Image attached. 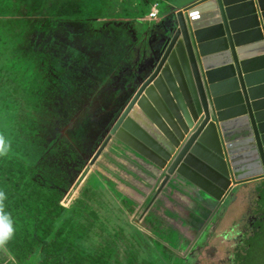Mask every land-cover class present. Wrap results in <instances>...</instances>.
I'll return each instance as SVG.
<instances>
[{"label": "rangeland", "instance_id": "374dc122", "mask_svg": "<svg viewBox=\"0 0 264 264\" xmlns=\"http://www.w3.org/2000/svg\"><path fill=\"white\" fill-rule=\"evenodd\" d=\"M22 1L0 0V21L59 27H36L35 43L0 44V157L22 163L40 192L59 195L71 221L64 264H73L67 252L75 264L97 254L103 264H264V179L249 197L235 189L212 220L179 189H160L164 177L148 175L144 158L116 140L93 159L154 70L175 13L197 0ZM150 2L161 23L140 21ZM9 256L0 241V264H41Z\"/></svg>", "mask_w": 264, "mask_h": 264}, {"label": "water", "instance_id": "95a60500", "mask_svg": "<svg viewBox=\"0 0 264 264\" xmlns=\"http://www.w3.org/2000/svg\"><path fill=\"white\" fill-rule=\"evenodd\" d=\"M167 42L93 159L116 140L213 220L264 179V0H197Z\"/></svg>", "mask_w": 264, "mask_h": 264}, {"label": "trees", "instance_id": "16d2710c", "mask_svg": "<svg viewBox=\"0 0 264 264\" xmlns=\"http://www.w3.org/2000/svg\"><path fill=\"white\" fill-rule=\"evenodd\" d=\"M150 3H148L149 6ZM17 14L19 13L17 12ZM14 16L0 21V44L2 43L6 47L26 42H37L36 36L40 30L36 32V27H48V29L59 27V22H53L54 20L50 22V25H45L43 21L34 18L36 22L35 25H32L22 16ZM71 37L73 35H67V37L65 35L60 40L65 41ZM48 48L49 46L43 48L41 58H50L46 57V55L50 56ZM26 55L27 59H32L31 53L28 55V51ZM14 63L12 60L11 65ZM70 68L72 67L70 66L65 71L66 74L63 72L66 78L74 71ZM62 81L60 86L62 89H66L68 82L64 79ZM62 102L65 103L60 101L58 105L61 106ZM22 165V163H13L0 157V193H3V197L0 198V241L7 249L9 257L13 259H29L37 256L38 253L37 257L41 264H64V260H61L62 253L60 251L64 248L70 249L69 244L66 243L65 235L68 227L71 226V221L62 215V211H64L62 207L56 205L59 195L45 194L34 188L32 182L27 178L28 171ZM67 253L73 264L75 261H80L79 258L74 259L71 253ZM104 257L97 254L89 264H103L105 262ZM50 259L54 261L52 262Z\"/></svg>", "mask_w": 264, "mask_h": 264}, {"label": "built area", "instance_id": "2783aa9c", "mask_svg": "<svg viewBox=\"0 0 264 264\" xmlns=\"http://www.w3.org/2000/svg\"><path fill=\"white\" fill-rule=\"evenodd\" d=\"M146 20H140V21H152L153 23H161L163 20L162 17L158 16V3L152 2L149 6V11L146 14Z\"/></svg>", "mask_w": 264, "mask_h": 264}, {"label": "crops", "instance_id": "0c3cea01", "mask_svg": "<svg viewBox=\"0 0 264 264\" xmlns=\"http://www.w3.org/2000/svg\"><path fill=\"white\" fill-rule=\"evenodd\" d=\"M191 4V3H190ZM263 179L261 180H258V181H252V182H247L243 185H239L236 187V189L239 190L240 194L243 193L245 194V192H248L246 196H250V193L253 192V190H255L258 186V184L260 183V181H262ZM245 198V196L243 197ZM225 221V220H224Z\"/></svg>", "mask_w": 264, "mask_h": 264}, {"label": "flooded vegetation", "instance_id": "af4514ba", "mask_svg": "<svg viewBox=\"0 0 264 264\" xmlns=\"http://www.w3.org/2000/svg\"><path fill=\"white\" fill-rule=\"evenodd\" d=\"M243 199H244V198H243ZM185 201L187 202L186 204H188V201H187V200H185ZM251 219H253V217L248 218V220H247L248 225H249V224H252V223H251Z\"/></svg>", "mask_w": 264, "mask_h": 264}, {"label": "clouds", "instance_id": "9594fccd", "mask_svg": "<svg viewBox=\"0 0 264 264\" xmlns=\"http://www.w3.org/2000/svg\"><path fill=\"white\" fill-rule=\"evenodd\" d=\"M3 197V193H0V198H2Z\"/></svg>", "mask_w": 264, "mask_h": 264}]
</instances>
